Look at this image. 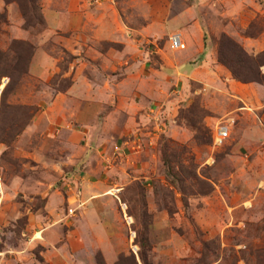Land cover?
Returning a JSON list of instances; mask_svg holds the SVG:
<instances>
[{
    "label": "rangeland",
    "instance_id": "374dc122",
    "mask_svg": "<svg viewBox=\"0 0 264 264\" xmlns=\"http://www.w3.org/2000/svg\"><path fill=\"white\" fill-rule=\"evenodd\" d=\"M0 13V264H264V0Z\"/></svg>",
    "mask_w": 264,
    "mask_h": 264
},
{
    "label": "built area",
    "instance_id": "2783aa9c",
    "mask_svg": "<svg viewBox=\"0 0 264 264\" xmlns=\"http://www.w3.org/2000/svg\"><path fill=\"white\" fill-rule=\"evenodd\" d=\"M168 48L169 50H182L184 48V45L182 44L179 35H171L168 38ZM226 137V132L222 129H218L215 133V140H222ZM69 215L72 214V209L68 210Z\"/></svg>",
    "mask_w": 264,
    "mask_h": 264
},
{
    "label": "trees",
    "instance_id": "16d2710c",
    "mask_svg": "<svg viewBox=\"0 0 264 264\" xmlns=\"http://www.w3.org/2000/svg\"><path fill=\"white\" fill-rule=\"evenodd\" d=\"M6 3L8 2H15L17 5H20L22 1L24 0H4ZM30 4H34L35 0H26ZM39 21V20H38ZM3 22V15L0 13V24ZM4 73L0 71V76L3 75ZM2 86V84L0 85Z\"/></svg>",
    "mask_w": 264,
    "mask_h": 264
},
{
    "label": "crops",
    "instance_id": "0c3cea01",
    "mask_svg": "<svg viewBox=\"0 0 264 264\" xmlns=\"http://www.w3.org/2000/svg\"><path fill=\"white\" fill-rule=\"evenodd\" d=\"M39 239H41V237H39ZM46 252H48L47 249H46ZM43 259H47V257L45 255H43Z\"/></svg>",
    "mask_w": 264,
    "mask_h": 264
}]
</instances>
